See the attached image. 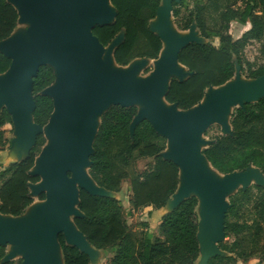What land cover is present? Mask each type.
Listing matches in <instances>:
<instances>
[{"label":"water","instance_id":"1","mask_svg":"<svg viewBox=\"0 0 264 264\" xmlns=\"http://www.w3.org/2000/svg\"><path fill=\"white\" fill-rule=\"evenodd\" d=\"M7 2L17 10L18 24L24 23L27 28L23 39L14 37L13 32L0 42V53L11 59L9 69L0 74V114L7 110L16 136L3 160L22 161L42 134L46 144L30 172L40 177V182L30 184L29 189L34 199L41 194H45V199L40 200V209L31 219L26 214L34 204L18 217L0 214V245L11 246L2 264L18 256L22 264H65L60 234L68 246L88 255L91 264H100L105 258V252L87 240L74 219L84 216L79 209L81 190L118 199L117 193L98 186L89 174L101 117L111 106L138 108L131 123V136L137 125L146 120L158 135L166 138V149L160 156L178 167L179 185L160 210L163 217L191 197L198 200L200 255L196 264H208L215 256H229L219 247L227 241L225 219L230 209L229 198L252 185L264 188V173L252 165L228 174L219 173L203 154L213 143L203 135L214 123L222 126L221 135H232L233 110L264 99V76L242 79L236 64L232 80L209 87L197 105L181 110L166 100L173 78L183 82L193 74L179 62V55L193 43L208 44L195 23L188 31L177 28L172 10L173 3L180 4L181 0H169L167 10H163L161 0L156 18L150 22L151 31L163 44L158 59H136L125 67L117 65L114 59L125 31L107 47L93 34L96 26L115 21L117 10L111 0ZM16 4H20V9ZM106 49L112 59L104 58ZM148 61L155 63L154 70L146 79H137L143 63ZM42 66H50L55 73L54 83L40 93L53 100L54 109L45 126L35 123L33 118L36 109L33 83ZM207 92L210 98L204 102ZM204 162L218 178L206 174Z\"/></svg>","mask_w":264,"mask_h":264},{"label":"trees","instance_id":"2","mask_svg":"<svg viewBox=\"0 0 264 264\" xmlns=\"http://www.w3.org/2000/svg\"><path fill=\"white\" fill-rule=\"evenodd\" d=\"M117 10L112 24L96 26L93 34L107 47L124 30L125 38L114 51L119 66H128L136 59H158L162 51L161 39L149 25L156 18L161 0H111ZM173 17L180 31H188L196 24L201 37L219 38V45L193 43L183 49L179 62L193 73L183 82L175 78L170 83L166 100L181 110L197 105L206 90L219 87L236 75V64L246 79L264 76V0H181L173 3ZM19 15L7 0H0V42L7 39L18 25ZM250 24L240 37L230 34L231 24ZM259 43L262 63L248 60L245 51L252 43ZM11 65V59L0 53V74ZM55 81L50 66H42L33 83L36 109L35 123L45 126L53 112V100L40 93ZM137 107L111 106L101 117L95 138L94 154L89 174L96 184L108 191L120 193L123 183L130 180L129 204L132 213L150 207L153 211L165 207L179 185V169L160 154L167 140L157 134L144 120L130 134ZM6 125L12 119L6 109L0 114V214L21 216L35 199L29 185L40 182L30 175L35 160L46 144V138L37 136L34 147L20 162L3 160L7 145ZM233 134L210 137L211 145L203 154L221 174L244 170L250 165L264 173V99L235 108L231 115ZM152 159L153 165L143 173L136 171L139 160ZM45 199V194L38 197ZM230 209L225 219L227 242L219 244L227 257L215 256L208 264H264V248L258 250L259 240L251 238L264 232V188L252 185L239 189L230 196ZM198 200L191 197L172 212L164 215L159 224L160 237L153 238L148 224L142 223L141 232L129 229L125 208L115 198L94 196L80 191L79 209L83 217L75 218L77 228L98 250L105 251L107 264H196L199 258ZM248 208L255 219H245ZM150 215V213H149ZM65 264H91L88 255L68 246L59 235ZM7 248L0 245V264ZM253 259L257 261L251 263ZM21 260L18 264H21ZM14 264V261L5 263Z\"/></svg>","mask_w":264,"mask_h":264},{"label":"rangeland","instance_id":"3","mask_svg":"<svg viewBox=\"0 0 264 264\" xmlns=\"http://www.w3.org/2000/svg\"><path fill=\"white\" fill-rule=\"evenodd\" d=\"M164 1H165L164 5H166L165 9L167 10L169 0H164ZM249 27H250V24H247L246 26H242L237 22H233L231 24L230 34L233 36L234 39H237L246 30H248ZM26 28H27V25L21 24V23L18 24V27L16 28V30L13 33L14 37H17L19 39H23L25 36V34L23 35V32L25 31ZM174 28L179 34V31L176 29L175 26L173 27V29ZM204 42L211 43L214 46H218L219 45V38L205 39ZM245 56L248 60L255 62L256 64L262 63L260 44L254 42L250 46H248L246 48V51H245ZM107 57L110 59V52L106 49L104 52V58H107ZM111 66H113V68H115V66L113 64ZM154 67H155V63L153 61H148L146 63H143V66H142L141 70L137 73L136 78L139 80L146 79L149 76V74L154 70ZM180 69H181V67H180ZM239 77H241L242 79H245V77L242 75H239ZM5 130H6V137H7L8 141H7V145H6V148L4 150V153L7 152L12 147L13 139L16 138L13 125H7L5 127ZM221 132H222V126L217 124V123H214L206 129L205 134L203 135V138L208 141V140H211L210 137L216 136L217 134H222ZM152 165H153L152 159L139 160L137 162V165H136V171L138 173H143L146 170L150 169V167H152ZM130 192H131V184H130V180L128 179L123 183L122 190L120 193H118L117 198L121 202V205L125 208L127 223H128L129 229L132 231L141 232L144 229L141 226V224L146 222L148 224V229H149V232L152 235V237L153 238L160 237L159 224H160V220L162 218L163 211L162 210L153 211L150 207H145L136 213H132L131 206L129 204ZM38 201H40V200L35 199V202H38ZM250 211H251V208H248L246 211V214H245V219L250 224H252L255 219L253 218ZM149 213H150V215H149ZM261 225L264 227V224H261ZM251 233H252L251 234L252 239H256V240L258 239L259 240L258 250L264 248V232L260 236H256V235L254 236L255 233H253V232H251ZM226 239L228 241L227 237H226ZM6 248H7L8 252L11 250V246H8ZM103 252H105V251H103ZM20 260H21V257L18 256L12 261H14V264H18V261H20ZM256 261H257L256 259H253L251 261V263H255ZM238 263L243 264L240 261ZM21 264H22V262H21ZM100 264H107V259L106 258L102 259L100 261Z\"/></svg>","mask_w":264,"mask_h":264},{"label":"bare ground","instance_id":"4","mask_svg":"<svg viewBox=\"0 0 264 264\" xmlns=\"http://www.w3.org/2000/svg\"><path fill=\"white\" fill-rule=\"evenodd\" d=\"M164 3H165V1L163 0V10H166L165 9V7H166V5H164ZM16 6L20 9V4H16ZM20 24V23H19ZM21 24H24V23H21ZM17 27H18V25H17ZM16 27V28H17ZM16 30V29H15ZM14 30V31H15ZM25 32V31H24ZM24 32H23V35H24ZM19 39V38H18ZM108 50V49H107ZM109 52H110V50H108ZM110 59H112V55H111V52H110ZM112 63H113V60H112ZM113 64H115V63H113ZM182 68V67H181ZM58 80H60V74L58 75ZM209 98H210V93L209 92H207V95H206V100L204 101V102H206V101H208L209 100ZM160 103L161 104H164V101L163 100H160ZM165 105V104H164ZM202 166H203V169H204V171L206 172V174L209 176V177H214V178H218V175H216L215 173H214V171L212 170V168L206 163V162H204L203 164H202ZM220 177V176H219ZM39 200V199H38ZM34 205L29 209V211L27 212V214H26V218L27 219H31V218H33L36 214H37V212H38V210L40 209L39 207H40V205H41V203H40V201H38V202H35L34 201V203H33Z\"/></svg>","mask_w":264,"mask_h":264},{"label":"crops","instance_id":"5","mask_svg":"<svg viewBox=\"0 0 264 264\" xmlns=\"http://www.w3.org/2000/svg\"><path fill=\"white\" fill-rule=\"evenodd\" d=\"M6 126H7V125H6ZM6 126H5V127H6ZM130 194H131V192H130ZM117 195H118V193H117ZM161 219H162V218H161ZM160 221H161V220H160ZM105 258H106V257H105Z\"/></svg>","mask_w":264,"mask_h":264}]
</instances>
